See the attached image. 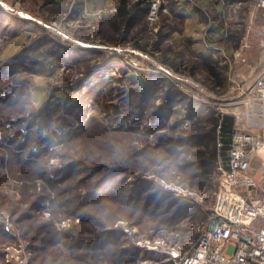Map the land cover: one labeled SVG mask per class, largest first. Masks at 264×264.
<instances>
[{
	"label": "rangeland",
	"instance_id": "obj_1",
	"mask_svg": "<svg viewBox=\"0 0 264 264\" xmlns=\"http://www.w3.org/2000/svg\"><path fill=\"white\" fill-rule=\"evenodd\" d=\"M2 1L6 8H15L20 3L18 10L23 14L17 16L11 8L8 11L0 7V264H82L77 257L71 262V251L62 237L63 232L78 225L83 209L100 212L102 218L107 211L114 212L110 219H105L111 231H124L119 235L123 240L121 250L124 248L130 257L140 251L131 261L122 256L120 264H174L172 252L184 251L196 241L200 232L197 226L205 221L214 203L220 172L217 166L212 188L206 184L202 191L191 192L179 181L170 178L169 182V176L161 175L167 162L162 161L161 148L151 147L150 142L161 134L164 122L189 126L191 105L204 107L201 117L208 127L211 122L206 119V108L213 111L218 119L216 133L221 109L231 113L235 108L228 106L232 101L230 92L220 93L221 89L213 87L202 63L197 65L187 43L178 39V31L183 33L186 27L179 17L182 12L177 1L158 0L156 21L151 23L148 18L126 35L127 42L114 44L119 37L114 39L111 25L100 19L101 15L114 11L113 0ZM186 1L201 7L208 15L213 12L212 7L203 5V0ZM224 10L221 20L229 27L236 28L235 21L242 22L241 28L247 27L252 0H229ZM170 14L174 18L170 19ZM149 41H156L157 48L149 45L144 49L137 44ZM119 46L123 52H131L139 64L146 63V69H138L124 57L114 55L117 53L114 47ZM178 50L184 51L182 61L188 67L178 72L163 69L161 61L169 64ZM224 67L220 72L225 77ZM148 72L156 75L158 89L144 104L139 79L148 82ZM224 80L228 89V80ZM169 84L183 93L186 104L177 102L171 106L169 118L164 116L161 120L157 115L151 121L150 113L154 107L161 110ZM128 89L130 96H123L121 92ZM108 106H112L113 113L120 109L115 125L110 121L112 112H108ZM92 123L94 135L72 139L75 131ZM119 123L123 129H119ZM102 125L109 129H103ZM89 139L87 143L94 148L91 152L80 141ZM23 141L25 146H21ZM130 154L135 157L126 160L129 170L125 172L127 175L122 174L124 182L121 179L119 182L120 175L116 179V190L123 193L120 185L122 190L125 186L131 191L141 188L151 198L153 193L162 192L190 210L173 228L161 227V220L173 213V208L165 212L157 208L148 213L145 208L148 205L142 200L134 208L125 203L129 198L122 195L106 199L107 202L102 200L100 210L99 202L83 204L84 197L89 201L88 196L96 195L94 184L88 190L93 180L84 182L85 174L92 176L99 160L108 157L125 160ZM67 162L76 165L69 175L63 169ZM155 203L156 200L152 205ZM90 216L93 219V214ZM107 238L95 244L107 249Z\"/></svg>",
	"mask_w": 264,
	"mask_h": 264
},
{
	"label": "trees",
	"instance_id": "obj_2",
	"mask_svg": "<svg viewBox=\"0 0 264 264\" xmlns=\"http://www.w3.org/2000/svg\"><path fill=\"white\" fill-rule=\"evenodd\" d=\"M151 1L152 0H113L114 11L108 14L107 13L103 14L104 16L102 15L100 16V19H104L107 23L111 25V31L113 33L114 39H117V36L119 37L118 40H116V42H112L113 44L117 42L119 43L127 42L126 35L130 34V32H132L135 28L141 26L146 20H148V14L151 8ZM179 10L183 13L182 8H179ZM171 16L173 17L174 15L170 14V19ZM169 22L171 21H168V23ZM101 33L102 31H100V34ZM135 36L136 34L134 35V38L137 39V37ZM101 39H102V35H101ZM103 42L105 43V41ZM150 42H152V44H150ZM156 43H157L156 41H149V42H145V44L144 43L143 44L137 43V44L140 46V48L145 49L149 45L152 48H157ZM80 49L87 51L86 48H80ZM183 53L184 51L182 50L176 52L174 54L172 61L171 60L169 61L168 65H170L173 68V70L179 71L181 70V68L186 69L188 67L187 63H184L182 61V58L184 56ZM193 56H195V58L197 59V65L198 63H202L204 70L208 72L209 78H211L213 81L212 83L213 87L216 89H221L220 91L221 93L225 92L227 89L224 80L225 79L224 72H222V75L220 72V68L223 67L220 64V62L211 56L200 55L195 53L193 54ZM196 68L197 66L192 67V71L196 70ZM192 71L190 72V74H192ZM139 72L143 74L142 71ZM146 74H147L148 82H145L144 79H143L144 81H142V79H139V85H140L139 89L141 90L140 93L142 95L141 100L144 104L146 103L148 97L153 96V94L158 89L156 87V79H155L156 75L154 74L155 75L154 77L151 72H148ZM162 84H163V79H161V88H162ZM173 87L174 86L172 84H169L170 89H168L167 87V90L169 92L165 96L164 103L161 104V110L159 107L157 108L154 107L153 111L150 113L151 114L150 117H153L152 119L149 118L151 121H155L156 120L155 117L157 115L158 117H161V120L164 119V116L169 118L172 113L171 106L173 104L177 102L179 103L186 102L185 100L186 97H184L183 93H181V91L179 90L176 91L175 89H173ZM130 90L128 89L127 91H122L121 93L123 94V96H128V95L130 96L129 93ZM107 108H108V112H112V106H108ZM203 108L204 107L202 106H192V105L189 107V119L191 120L189 126L183 127L176 124H169L164 122L161 124V134L158 135L157 137L155 136L154 142H150L149 140L146 139L147 141L150 142L151 147L161 148V153L163 155L162 161L167 162L166 166L163 167L164 169H161L165 171V173L161 172V175L162 176L167 175V177L169 176L168 177L169 182H171L170 178L179 181L178 182L179 184L184 185V187L188 188L191 192L202 191L206 184L207 187L209 186L210 188H212L213 184L210 185L211 181H213L218 174L217 164H216V159H217L216 126L218 119L211 109L206 108V111L208 113L206 119L207 121L210 120L211 122L210 127H208L205 124L206 122L203 121L204 117H201V111L205 112ZM119 110H117L116 113L112 112V116H110L111 117L110 121L113 125H115V122L117 123L119 122L118 118L120 116L117 115L119 113ZM119 124H120L119 129H123L124 126L123 125L121 126V123ZM194 124L197 125L195 129L192 126ZM232 124H233V118L230 116H225L223 131L225 133H229L231 131ZM94 127H95V123L86 125L84 128L81 129V131H75L74 133L75 135L72 139L73 140H75L76 138L82 139L94 135L92 133ZM103 129L108 130L109 128L107 126L105 127L103 126ZM93 139L95 140L96 137H94ZM80 141H83L82 144H84L90 152L94 150V148L91 147L93 144L91 145V143H87V141H91L90 139L85 141L84 140H80ZM25 145L26 144L23 141L21 143V146H25ZM134 149H136L135 145H134ZM97 150H98L97 156H99L101 152L99 148ZM83 151L85 152L84 149ZM134 152L137 153V151ZM132 156L133 154H130L128 157H125V160L117 157H112L111 160L110 157H108V159L105 160H99V165L93 167V171L91 174L92 176L87 177L85 174V179H84V182L89 181L90 179L93 180V183L90 184L91 186L89 185L88 190L94 184L95 187L94 191H96V195L88 196L89 197L88 199L91 198V200L89 201H86V198L84 197L83 204L99 202L97 204L99 205L98 206L99 209L101 204L104 205L103 202H107L108 199L122 195L120 197H123L124 199L129 198V200H126L125 203L126 204L130 203V205L134 208H137L139 206V204L137 205L136 202L142 200V202H144L143 204L148 205L145 207L148 210V213L155 212L157 208H161L160 210L161 212H165V209L171 210L173 208L175 211L171 213L166 219L161 220V227H164L165 230L173 228V226H176L178 222H180V220L183 217H185V214H189L190 210H185L183 206L177 205V203H175V201L172 198L167 197V195H164L162 192L161 194L153 193L154 197L151 198L152 195L145 191H141V188H139L136 191H131V189L130 190L128 189V186H125V189L122 190L121 189L122 185H120L119 189L123 193H120L116 190L117 189L116 179L120 175L119 182L120 179L122 180V182H124L123 180L124 176L122 174L127 175L125 172L129 170L127 169L128 162H126V160ZM134 157L135 156H133V158ZM92 163L94 164L95 161H92ZM66 164L67 167L65 166L63 167V169L66 170V174L69 175V172H72L76 165H74V163L72 162L70 163L67 162ZM143 190H146V188H143ZM126 195L127 197H125ZM132 197L134 198L132 199ZM168 199H172V200L170 202H167ZM102 200L104 201L101 202ZM154 200H156V203L153 206L152 202ZM107 213L103 214V216L107 219H110L112 216L111 214H114L113 211H107ZM91 214H93V219L90 216ZM79 217H81V219L77 223L78 225L73 226L71 227V229L68 230L65 229L66 231L63 232L64 236L62 237V239L66 241V245L67 247H69V251H71L70 257L73 259L71 262H73L77 257L82 264H120V259L122 256L126 259L128 257L129 260L131 261L140 255L139 250L132 253L131 257L127 255V252L125 251L124 248H122L121 250L120 242L123 240L122 238H119V235L124 234V231L121 229L118 231L114 230L115 232L111 231L110 229L111 226H109L106 223L105 218H102L100 212H96L95 210L91 211L90 209L87 210L83 209V212L80 214ZM130 227L133 228L134 224H131ZM107 236L108 238L106 241L107 243H109L107 249L95 244L96 242L100 243V240L103 241L102 239ZM198 237L196 238V240L198 239ZM100 245L102 246V244ZM76 249H78L79 252H77Z\"/></svg>",
	"mask_w": 264,
	"mask_h": 264
},
{
	"label": "built area",
	"instance_id": "obj_3",
	"mask_svg": "<svg viewBox=\"0 0 264 264\" xmlns=\"http://www.w3.org/2000/svg\"><path fill=\"white\" fill-rule=\"evenodd\" d=\"M157 1H151V23L157 19ZM19 6L9 8L22 16ZM0 7L10 10L2 0ZM260 10H264V0H252L248 28ZM234 24L240 29L242 22ZM247 47L246 40L235 52L228 75V94L232 95L228 106L235 108L231 113L221 109L217 127L220 178L214 203L197 226L198 239L188 249L170 255L174 264H264V63L253 75H243L240 67L250 65ZM113 50L128 64L146 69V63L139 64L131 52H123L120 46ZM227 115L233 118L229 133L223 131Z\"/></svg>",
	"mask_w": 264,
	"mask_h": 264
},
{
	"label": "crops",
	"instance_id": "obj_4",
	"mask_svg": "<svg viewBox=\"0 0 264 264\" xmlns=\"http://www.w3.org/2000/svg\"><path fill=\"white\" fill-rule=\"evenodd\" d=\"M176 1L178 7L183 9L181 16L186 27L183 33L180 30L178 31V39L183 38L189 49L195 54L211 56L217 59L221 65L224 64L223 67L227 68L225 72L226 80H228L231 61L235 57V52L246 40L248 47L245 51V56L249 60L250 65L240 67L242 74L251 76L264 63V39H262V35H264V10L256 13L253 27L236 29L229 27L221 20L224 8L229 0H203V5H207L209 8L212 7L213 12L211 15L204 12L201 7L191 5L189 1ZM138 54L140 55V53ZM161 66L164 67L163 69L171 68L173 70L170 65L163 61H161Z\"/></svg>",
	"mask_w": 264,
	"mask_h": 264
}]
</instances>
